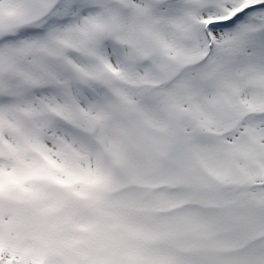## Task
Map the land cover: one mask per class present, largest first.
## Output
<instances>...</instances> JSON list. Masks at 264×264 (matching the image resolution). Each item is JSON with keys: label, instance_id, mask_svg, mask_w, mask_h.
Here are the masks:
<instances>
[{"label": "rangeland", "instance_id": "1", "mask_svg": "<svg viewBox=\"0 0 264 264\" xmlns=\"http://www.w3.org/2000/svg\"><path fill=\"white\" fill-rule=\"evenodd\" d=\"M164 1L0 0V251L35 255L12 264H264V47L236 58L259 38L216 24L235 0Z\"/></svg>", "mask_w": 264, "mask_h": 264}, {"label": "trees", "instance_id": "2", "mask_svg": "<svg viewBox=\"0 0 264 264\" xmlns=\"http://www.w3.org/2000/svg\"><path fill=\"white\" fill-rule=\"evenodd\" d=\"M165 3H175L176 2V0H165L164 1ZM237 0H235V3L234 4H232V7L230 8L231 9V14L229 15V16H226V15H224L225 14V12H220V13H218V14H216L217 16H225V18H222V19H218L217 21H216V24L218 25V26H220V27H226L227 26V24H229L231 21H235L236 23H238L239 25H240V28L238 29L239 30V32L236 34V36L237 37H244V38H247L246 37V30H247V28L248 29H254L257 33H256V35H257V37L259 38V40H256V38L254 37L253 39H252V41H253V43H254V45H252V44H250L249 45V47L247 48V49H243L242 51H237V52H235V56H236V58L237 59H240V57H242V56H245V54H246V51L249 49H251V51H253V50H255L256 48H261V47H264V45H263V43H264V4H262V5H258V4H246V6H244V7H242V8H240V9H237ZM145 6H147V7H151L148 3L147 4H145ZM229 9V10H230ZM241 25H245L246 27H242ZM253 53V52H252ZM224 53L223 52H217L216 53V56L214 57V58H216L215 60H221V58H222V55H223ZM162 56H161V58L164 56V54L162 53L161 54ZM164 58H166L165 56H164ZM255 58H256V56H255ZM242 59H244V58H242ZM151 60V59H150ZM207 60H204L203 62H202V64H205L204 62H206ZM258 62L259 63H262V64H264V59H262L261 57L260 58H258ZM177 63H179V61L177 62ZM152 64H154L155 65V63L151 60V62H149V61H146V64H145V67H146V69H148V71H149V69H151L152 68ZM177 69H178V71L177 72H179V73H181L183 70H184V66L182 65V64H179L178 66H177ZM177 77H180V76H178V75H176ZM96 79H97V77H96ZM175 79V78H174ZM103 85L104 86H109V84L106 82V81H104L103 82ZM142 85H146V83L145 84H142ZM148 86V85H147ZM149 87V86H148ZM150 88H153V89H155L153 86H151ZM88 100H90V98L88 97ZM123 109V108H122ZM125 189H128V187H126ZM125 189H123V190H125ZM55 220V219H54ZM68 225H70L69 224V222H66L65 223V226H68ZM65 226H62V227H60V228H64ZM75 231V230H74ZM68 232L69 231H67V232H65V234H64V238L66 239L67 238V242H70L69 243V245H70V248L72 247V246H75V244H77V242L76 241H74L73 240V238H71L69 235H68ZM75 234V233H74ZM29 240H31V236H26ZM25 237V238H26ZM19 236H18V234H16V236L14 237V240H13V242H8L7 244H6V246H5V248L4 249H2V252L0 251V260L1 261H3V263L5 264H12L11 263V259H13V257H14V249H17V251H16V254L18 255V257H21V256H23L24 257V260H25V258H29V257H35V255L33 254V253H31V252H29V249L25 246V243L24 242H19ZM25 240V239H24ZM54 240V239H53ZM59 240V239H58ZM32 243H34V241L32 242ZM41 243H46L45 241H39V240H36V242L34 243V244H38V245H41ZM52 243H53V241H52ZM71 243H73V244H71ZM48 244V243H47ZM2 248V247H1ZM50 248H51V252H46L45 250V252H46V255H45V258H44V260H46V259H48L49 257H52L53 255H52V250H53V247H51L50 246ZM69 248V249H70ZM72 250V249H71ZM70 250V251H71ZM72 251H74V250H72ZM71 251V252H72ZM74 253V252H73ZM76 254H83L81 251H77L76 252ZM63 255H65V252L64 251H62V256ZM94 255H95V257L98 259V261H106V260H104V259H102V258H98V255H97V251L96 252H94ZM79 256V255H78ZM78 260H76V261H86V259H88L86 256H84L83 255V257H81V258H77ZM44 260H41V261H43V262H37V263H34V264H44ZM89 260V259H88ZM26 261V260H25ZM90 261V260H89ZM107 262V261H106ZM108 264V263H107ZM124 264H126V263H124ZM127 264H128V262H127Z\"/></svg>", "mask_w": 264, "mask_h": 264}, {"label": "water", "instance_id": "3", "mask_svg": "<svg viewBox=\"0 0 264 264\" xmlns=\"http://www.w3.org/2000/svg\"><path fill=\"white\" fill-rule=\"evenodd\" d=\"M193 120H194V118H193L192 116H189V117H188V121H189V123H193Z\"/></svg>", "mask_w": 264, "mask_h": 264}]
</instances>
